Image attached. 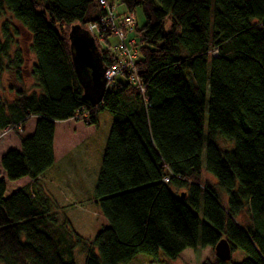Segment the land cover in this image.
<instances>
[{"label":"trees","instance_id":"16d2710c","mask_svg":"<svg viewBox=\"0 0 264 264\" xmlns=\"http://www.w3.org/2000/svg\"><path fill=\"white\" fill-rule=\"evenodd\" d=\"M107 1L144 14L133 34L144 92L123 74L94 106L83 98L69 33L105 16L97 0H0V82L6 72L24 81L14 21L31 37L39 90L0 97V131L15 130L20 143L1 168L9 182L30 180L8 197L0 180V264H75L76 247L85 264H131L139 254L176 260L221 240L247 258L202 264H264V0ZM101 56L106 67L117 62L109 50ZM103 112L113 124L94 201L109 226L87 244L67 219L70 231L60 228L41 178L55 162V122L98 127ZM31 118L38 122L25 138L18 132ZM203 152L215 185L203 178Z\"/></svg>","mask_w":264,"mask_h":264},{"label":"rangeland","instance_id":"374dc122","mask_svg":"<svg viewBox=\"0 0 264 264\" xmlns=\"http://www.w3.org/2000/svg\"><path fill=\"white\" fill-rule=\"evenodd\" d=\"M115 9L118 14L127 13L126 7L123 5H118ZM135 14L137 25L140 28L145 22L144 14L140 8L136 10ZM6 19L10 20L11 18L8 16ZM3 21L4 19L0 18V38H2L1 25ZM13 23L18 32V36L14 40L16 47H13V50L17 47L22 50L26 65L23 84H19L10 72H6L3 75L0 82V97L8 101H13L15 98V94L11 88H14V90L22 89L29 95L39 92L35 87V82L31 78V69L35 64L34 55L30 50L31 37L21 25L14 21ZM109 42L114 47L117 40L111 37ZM99 45L102 47L107 46L106 42H100ZM112 124V115L109 112H103L99 115L96 133L91 132L92 136L83 141L79 137V134L74 135V139L69 143L72 144L71 147L73 148H71L73 150L72 156L68 160H65L63 167L61 163L57 164L53 169L52 178L47 179L43 183L45 189H47L46 191L50 193V196L57 203L58 209H53L57 213L55 220L58 222L60 228L63 232L66 228L70 231L69 226L64 225L65 219H67L74 232L82 237L87 244L94 240L102 228L109 226L108 220L95 204L94 196L98 178L102 171L103 158ZM18 133L21 134V132ZM220 143L221 145L223 144L222 147H231L228 141H221ZM18 144L19 139L15 130L7 129L2 133L0 131V158H3V153L7 149H12L13 145L17 146ZM202 168L204 180L211 185H215L216 180L206 172L205 152H203L202 157ZM14 189L15 185H13V182H8L7 196L11 195ZM172 191L180 193L179 190L174 188ZM219 193L221 197L223 196V204L226 205V195H223L221 192ZM241 221L242 223L247 222L246 213L243 214ZM69 237L73 243L76 242L74 236ZM72 257L75 260V264H85L86 256L80 247H76L73 250ZM246 258V255L242 251L237 250L232 254L231 263H241ZM206 260L213 263L218 262L214 250L210 248L187 249L176 260H169L160 256L158 261H155L154 258L148 255L139 254L131 264H159L161 261L167 264H202ZM67 261L69 260L67 259Z\"/></svg>","mask_w":264,"mask_h":264},{"label":"built area","instance_id":"2783aa9c","mask_svg":"<svg viewBox=\"0 0 264 264\" xmlns=\"http://www.w3.org/2000/svg\"><path fill=\"white\" fill-rule=\"evenodd\" d=\"M97 2L105 10V16L97 22L88 25L86 31L94 38L100 52L109 50L117 60L114 65L106 69L107 91L114 86L119 77L127 74L128 82L143 93L144 87L136 70V63L139 60V49L137 40L133 37L137 27L136 14L134 12L118 14L115 9L116 6L111 7L107 0H97ZM111 37L117 40L114 47L109 42ZM100 42H106L107 46H100ZM167 181L165 180V182Z\"/></svg>","mask_w":264,"mask_h":264},{"label":"water","instance_id":"95a60500","mask_svg":"<svg viewBox=\"0 0 264 264\" xmlns=\"http://www.w3.org/2000/svg\"><path fill=\"white\" fill-rule=\"evenodd\" d=\"M71 61L83 90V98L94 106L102 103L107 92L104 65L96 41L80 25L71 27L69 33ZM218 261L229 262L232 258L230 244L221 240L214 249Z\"/></svg>","mask_w":264,"mask_h":264},{"label":"crops","instance_id":"0c3cea01","mask_svg":"<svg viewBox=\"0 0 264 264\" xmlns=\"http://www.w3.org/2000/svg\"><path fill=\"white\" fill-rule=\"evenodd\" d=\"M37 122H38L37 118H31V120L25 126L24 132H22L21 134L25 138L32 136L34 134ZM2 132H4V131H1V133ZM91 132L96 133L97 132L96 127H94V126L87 127L82 122H77L75 120H68V121H64V122H55V134H54V142H53L55 162H54L53 167L51 169H49L42 176V178H41L42 183H44V181H46L47 179L49 180V178H52L53 169L56 167L57 164L61 163V165L63 167V165H64L63 163H65V160H68L69 157L72 156V153H73V150H71L72 144H69V143L72 142V139H74V135L79 134V137L83 141L84 139L89 138V136H92ZM7 148H9V147H7ZM10 150L20 151V143L17 146L13 145L12 149H7L3 153V156L7 152H9ZM1 159H2V157L0 158V160ZM0 179L5 181L6 189H8V182L9 181H7L6 175L1 168V165H0ZM21 183H23V184H21ZM13 185H15V189L12 191L11 195L13 193L21 190V189H24L25 187H28L30 185V180L28 178H24V179H21L19 181L13 182ZM6 196H7V191H6Z\"/></svg>","mask_w":264,"mask_h":264}]
</instances>
